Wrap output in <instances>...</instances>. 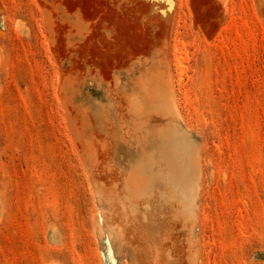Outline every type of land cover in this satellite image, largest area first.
<instances>
[{"label":"rangeland","instance_id":"374dc122","mask_svg":"<svg viewBox=\"0 0 264 264\" xmlns=\"http://www.w3.org/2000/svg\"><path fill=\"white\" fill-rule=\"evenodd\" d=\"M0 264H264V0H0Z\"/></svg>","mask_w":264,"mask_h":264}]
</instances>
